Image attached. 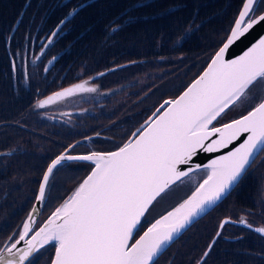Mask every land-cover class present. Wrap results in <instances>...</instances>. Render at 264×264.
Masks as SVG:
<instances>
[{
	"label": "snow or ice",
	"instance_id": "obj_1",
	"mask_svg": "<svg viewBox=\"0 0 264 264\" xmlns=\"http://www.w3.org/2000/svg\"><path fill=\"white\" fill-rule=\"evenodd\" d=\"M261 7L264 0H241L237 16L207 70L178 99L164 101L157 109L160 114L137 129L134 140L117 151L87 155L66 151L53 159L39 182V204L46 200L54 170L65 162L86 161L93 168L30 237L35 221L32 213L28 215L22 230L14 234L18 238L9 237L11 242L0 247V264H39L44 255L41 250L48 245L55 248L52 264H158V257L174 239L264 157V95L258 100L254 95L264 89V36L238 59L225 58L233 45L264 24ZM78 12L79 8L70 9L43 47L51 45L52 38ZM15 67L13 64L14 70ZM89 84L86 80L55 92L39 100L35 107L43 109L77 93L96 92V87ZM246 103L253 106L239 119L220 127L213 125L227 110ZM242 136L239 146L205 166L206 178L187 199L143 230L154 202L163 199L193 170H183L181 166L190 165L200 151L211 153L228 148ZM36 210L34 207L32 212ZM230 222L224 220L219 228L222 230ZM240 223L252 228L244 218ZM253 230L264 236V227ZM134 233L139 239H134ZM216 236L220 237L221 231ZM21 242L24 247H18ZM214 243L215 240L209 245V251ZM209 251L204 252L205 257Z\"/></svg>",
	"mask_w": 264,
	"mask_h": 264
},
{
	"label": "flooded vegetation",
	"instance_id": "obj_2",
	"mask_svg": "<svg viewBox=\"0 0 264 264\" xmlns=\"http://www.w3.org/2000/svg\"><path fill=\"white\" fill-rule=\"evenodd\" d=\"M43 1L46 0L29 1L28 14L19 20L15 30L12 28L10 39L4 43L3 55L0 56V68L6 77L5 96L0 99V124L3 125L0 126V217L8 215L11 209L23 211L28 207L48 164L70 145L89 136H94L96 140L111 138L112 123L102 114L125 111L131 106L135 80L143 75L148 65L147 60L138 64L132 58L128 49L131 44L126 41L125 53L116 49L117 42H113L115 35L108 34L106 20L84 29L80 17L74 16L52 38L53 43L43 47L63 19L59 10L66 4L64 0L59 9L53 8L44 13L41 10ZM73 30L77 31L75 37H71ZM99 38L102 39V46L97 42ZM129 62L133 63L127 64ZM13 64L16 65L15 70ZM187 64L188 61L182 64V75L170 80L177 83L171 93L178 92L188 80ZM86 80L90 81L89 86L96 87V92L77 93L43 109L35 107L39 100ZM117 95L119 100H116ZM142 100L144 104L129 112L145 107L147 101L144 97ZM16 104L15 123H11L9 111L15 109ZM130 119L121 116L119 127H124ZM98 134L103 137H97ZM262 159L252 166L247 175L256 176V165ZM67 166H60L56 175L63 178L68 174ZM21 173H24L23 176ZM15 175L20 178H14ZM257 181L259 186L258 177ZM52 186L56 190L63 184L58 180ZM47 205L48 201L45 208ZM226 205L216 206L208 216L197 221L189 230L191 239H196V231L202 227L207 231ZM205 237L206 233L201 239ZM49 254L46 253L39 264L44 263ZM166 262L160 260L159 264Z\"/></svg>",
	"mask_w": 264,
	"mask_h": 264
},
{
	"label": "trees",
	"instance_id": "obj_3",
	"mask_svg": "<svg viewBox=\"0 0 264 264\" xmlns=\"http://www.w3.org/2000/svg\"><path fill=\"white\" fill-rule=\"evenodd\" d=\"M29 1L33 0H0V56L3 55L4 43L10 39L12 28L15 30V27H18L17 21L28 14ZM63 1H43L41 10L45 13L53 8L59 9ZM65 1L63 9L59 10L60 17H65L72 8H79L75 16L80 17L84 29L92 28L94 23L106 20L109 26L108 34L115 35L113 42H117V50L125 53L126 41L131 44L128 49L138 64L144 60L162 59L160 66L173 65L179 70L178 75H182L185 65L182 64L185 61L195 64L207 62L212 52L224 40V34H227L241 7V0H142V3L138 0ZM113 28L116 31H113ZM120 33L122 34L119 35ZM76 35L77 31L73 30L71 37ZM97 42L102 46L101 38L97 39ZM131 63L133 62L127 64ZM173 86L167 83L165 90L161 87L156 89L157 97L166 98L172 95L170 90ZM5 92L6 77L0 68V99H4ZM17 104L15 109L9 111L11 123H15L13 116ZM143 117L139 114L131 117L123 132L118 134L128 132ZM257 194V176L246 174L223 204H233L240 209L239 213L233 212V215L243 216L234 220L244 218L253 226L263 227L264 204L257 207ZM217 220L218 214L208 226L204 239L184 241L191 238L189 233L160 260L164 263L169 260L170 264H195L215 236L218 230ZM208 257L204 264H264V236L242 223H228L221 236L216 239ZM192 259L194 260L191 262Z\"/></svg>",
	"mask_w": 264,
	"mask_h": 264
},
{
	"label": "rangeland",
	"instance_id": "obj_4",
	"mask_svg": "<svg viewBox=\"0 0 264 264\" xmlns=\"http://www.w3.org/2000/svg\"><path fill=\"white\" fill-rule=\"evenodd\" d=\"M225 36H226V34H224V37ZM161 60L162 59L148 60V65H147L146 71H144L143 75L140 74V76L135 80V84L133 85L132 101H131V106L129 108H127L125 111L123 110L120 112H109V113L102 114V116L108 118V122L112 123L113 133H115L116 130L120 129L118 122L120 121L121 116L133 117L135 114L133 112H129V111L138 107V106H141L142 104H144L142 97H144L145 101H148L149 99H151V97L154 94V91L156 90L157 86L162 81H168L171 78H175V77L180 76V75H178L179 70L176 69V67H174L173 65L169 66V64H168V65L160 66V62H162ZM178 62H180V61H178ZM201 63L202 62H199L198 64H194V65L190 66V68H191L190 75H192V73L194 71L193 67H198V66H200ZM187 65L189 66V64H187ZM258 91H259V89L256 91V93H254V95H256ZM119 95H120V93H119ZM119 95H117L116 100H119ZM261 95H264V91L261 93ZM160 101H161L160 98H154V100L152 101V104L154 103L153 108ZM247 104L248 103H246L244 105H239V106H236V107H233L232 109H230L224 115V119H222V121L223 120L226 121L230 118L236 117L239 113L244 111L245 106ZM74 172L75 171H72L69 175H67V177L64 180V184L67 185L68 183L71 182V181L70 182H67V181H69L72 178V176L74 175ZM23 174L24 173H21L22 176H23ZM254 175H256L260 179L259 186H258V196L255 197V203L257 204V206H260V203H262V201L264 202V198H263L264 197V159H262L256 165ZM14 178H20V177L15 175ZM261 186H262V190H261ZM58 193H59V191H57L55 193V196ZM233 212H235V214H237L240 212V209L236 205H233V204L226 205L225 207H223L220 210V212L218 213V220H217L218 225L220 224V221L222 219H225V218L235 219V218H237L238 215H233ZM240 215H243V214H240ZM222 231H223V229L221 230V233H222ZM196 232H197V235L195 236L196 237L195 240L200 241L201 237L203 238L205 236L206 230L204 227H202L201 229L197 230ZM208 256L203 257L198 264H204V262H206V260H208V258H209ZM193 260L194 259H192L191 262Z\"/></svg>",
	"mask_w": 264,
	"mask_h": 264
},
{
	"label": "water",
	"instance_id": "obj_5",
	"mask_svg": "<svg viewBox=\"0 0 264 264\" xmlns=\"http://www.w3.org/2000/svg\"><path fill=\"white\" fill-rule=\"evenodd\" d=\"M261 12H264V10L263 11H261ZM257 14H259V13H257ZM261 36H264V24H261V25H258V26H256V28L255 29H253L252 30V32L246 37V38H244V39H242V41H240V42H237L235 45H233L230 49H229V51L226 53V56H225V58L227 59V60H232V59H238L241 55H243L244 54V52L245 51H247L248 50V48L249 47H251L252 46V44H254L257 40H258V38L259 37H261ZM222 46V45H221ZM220 46V47H221ZM219 47V48H220ZM218 48V49H219ZM218 49L216 50V52L218 51ZM215 52V53H216ZM215 53H214V55H215ZM214 55L212 56V58L214 57ZM211 58V59H212ZM211 63V60L209 61V63H208V65ZM208 65L206 66V68L196 77V78H194L188 85H187V87H185V89L183 90V91H181L176 97H174V98H171V99H167V100H174V99H178L179 98V96L180 95H182L183 94V92L184 91H186L187 90V88L196 80V79H198L201 75H203V73L207 70V67H208ZM262 90V92L264 91V89H261ZM168 106L167 105H165V108H167ZM164 109H162L161 110V112L163 111ZM247 113V112H246ZM245 113V114H246ZM160 113H158L157 115H159ZM244 115V114H243ZM242 116V115H241ZM241 116H239V117H237V118H235V119H239ZM155 118V117H154ZM153 118V119H154ZM235 119H233V120H235ZM232 121V120H231ZM231 121H228V122H231ZM215 122V121H214ZM213 122V123H214ZM228 122H226V123H228ZM225 124V123H224ZM223 124H221V125H217L216 127H220V126H222ZM136 138V137H135ZM135 138H133L132 140H134ZM213 139H215V137H213ZM243 139H244V136H242L241 137V139L240 140H238V141H235L233 144H231V145H229V147L228 148H222V149H220L219 151H216V152H211V153H206V152H203V151H200V152H198L194 157H193V159H192V163L190 164V165H183V166H181V168L183 169V170H187V169H189V168H191V169H193L192 171H190V173L191 172H193V171H195L196 169H199V168H204L207 164H209V163H211V161L213 160V159H218L220 156H223V155H227L230 151H232V150H234V148L235 147H237V146H239V144L243 141ZM119 148H117V149H115V150H113V151H117ZM110 152H112V151H110ZM105 153H107V152H105ZM90 175V174H89ZM87 178V176L84 178V179H86ZM239 181V180H238ZM238 181L236 182V184L238 183ZM83 182V181H82ZM81 182V183H82ZM80 183V184H81ZM236 184H234L231 188H230V190L236 185ZM77 188V187H76ZM75 188V189H76ZM75 189L67 196V198H69L71 195H72V193L75 191ZM229 190V191H230ZM228 191V192H229ZM228 193H226V195H227ZM225 195V196H226ZM190 196V195H189ZM188 196V197H189ZM224 196V197H225ZM187 197V198H188ZM223 197V198H224ZM66 198V199H67ZM187 198H185V199H187ZM222 198V199H223ZM65 199V200H66ZM184 199V200H185ZM221 199V200H222ZM184 200H182V201H180L179 203H177V204H171V205H168V207L167 206H165L164 208V210L163 209H161V210H159V211H162L161 212V214H159V217L158 218H156L154 221H153V223L157 220V219H159V218H161L162 216H164V215H166L168 212H170V211H172L174 208H176V207H178ZM220 200V201H221ZM220 201H218L215 205H212L210 208H208L207 209V211L205 212V213H203L200 217H202V216H204L208 211H210L214 206H216ZM64 202V201H63ZM62 202V203H63ZM61 203V204H62ZM155 203V202H154ZM60 204V205H61ZM42 205L43 204H39L36 200H35V202H34V205H33V207L31 208V210H30V212H29V214L30 213H32V215H33V219H34V221H35V224L33 225V229L35 228V226H36V223H37V221H38V219H39V216H40V214H41V211H42ZM59 205V206H60ZM36 208L37 210H36V212H32V209L33 208ZM167 207V208H166ZM55 211V210H54ZM53 211V212H54ZM52 212V213H53ZM52 213L44 220V222L39 226V227H42L46 222H47V220H48V218L52 215ZM28 214V215H29ZM147 215V214H146ZM200 217H198L197 219H199ZM196 219V220H197ZM229 220V221H231V219L230 218H225V219H223L222 221H221V223L224 221V220ZM196 220H194V221H196ZM193 221V222H194ZM237 223H240V221H238ZM149 226V225H148ZM151 226V225H150ZM38 227V228H39ZM255 227H260V226H253L252 225V228L251 229H254ZM38 228L36 229V230H38ZM35 230V231H36ZM147 230V228L144 230V231H146ZM186 230V229H185ZM184 230V231H185ZM34 231V232H35ZM183 231V232H184ZM34 232L32 233V234H34ZM182 232V233H183ZM181 233V234H182ZM31 234V235H32ZM135 234V233H134ZM143 234V233H142ZM141 234V235H142ZM30 235V236H31ZM29 236V237H30ZM180 236V235H179ZM178 236V237H179ZM18 238V237H17ZM177 238V237H176ZM175 238V239H176ZM136 239H139V237L138 238H136ZM174 239V240H175ZM48 246H50V245H48ZM47 246V247H48ZM18 247H24V244H23V242H21V244L20 245H18ZM46 247V248H47ZM44 249H42L41 251H43ZM54 258H55V249H54V255H53V258H52V260H51V262H50V264H52V261L54 260Z\"/></svg>",
	"mask_w": 264,
	"mask_h": 264
}]
</instances>
